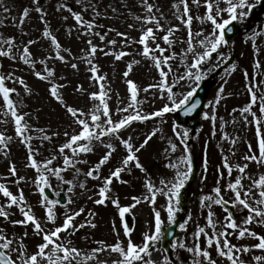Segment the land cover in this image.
<instances>
[{
	"label": "snow or ice",
	"instance_id": "snow-or-ice-1",
	"mask_svg": "<svg viewBox=\"0 0 264 264\" xmlns=\"http://www.w3.org/2000/svg\"><path fill=\"white\" fill-rule=\"evenodd\" d=\"M76 4L81 6V11L75 10L67 3H60L56 7L57 12L70 14L75 21V25L68 28V35L76 31L80 38L90 37L85 43L87 48L83 49L85 55L79 59L88 65V71L91 73L89 79L98 85V91L88 93L83 85L76 86L73 91L81 95H87L93 102V106L89 111L83 108L70 105L63 90L68 88L66 81L67 77L58 76L57 69L50 66L49 61H59L65 66H70L71 69L79 71L78 63L72 62L77 59L72 53L71 48L62 45L55 31L51 27V22L48 19L49 13L45 7L41 5V0H32L31 7H24L19 17V25H23L30 18L31 12L38 14V19L43 25L41 31V39L49 41V51L44 54L42 59L37 60L36 54L31 51V46L38 44L39 40L29 39L27 42L17 44L15 37L0 36V58H6L16 64L22 63L32 70V74L40 81L49 84L48 93L52 99L59 103L72 118V122L79 127V131L73 130L72 133L64 132L67 137L66 141L58 148V153L63 157L62 166H53V162L57 159L56 155H52L45 160H38L40 155L39 148L32 144L33 136L29 135L31 131L40 133L38 139L43 146V142L52 141L53 136H59V132H54L52 135L44 128H33L28 120L31 119L30 113L21 112L24 107V100L20 97V92L16 87H9V83L19 84L23 87L24 92L31 96L33 89L29 86L23 77L16 75V71H5L3 62L0 61V124L14 125L15 138L19 139L21 144L26 146V167L35 170L36 177L32 183L39 193L41 200L39 204L45 209V216L42 219L35 215L33 206L27 201L23 188L19 185L22 182H27V177L20 176L15 162L9 165V176L15 179L11 183L17 185L18 191L14 193L7 183H0V197L4 198L0 203V223L8 221L13 227L21 225L27 228L29 225L33 228V234L41 238V242L36 245L35 251L30 252L28 245L25 243L29 236L27 231L17 238L15 234L10 235L4 227H0V264H88L89 261H95V264H172V260L168 256H164L162 261H157L152 257V251L159 244L164 235V221L161 218V212L156 209L158 196L166 198L165 211L167 212V220L170 224L176 223V215L180 211L181 191L192 178L193 160L191 153L188 152L186 139L189 136V130L184 129L182 132L177 130L178 126H174L173 132L180 144L184 145L185 155L178 158L177 162L169 163L168 167L175 170V175L171 180L161 179L157 186L149 176L146 175L145 188L147 192L143 198L133 196V203L127 206H122L119 198L110 195L113 184V178L120 180L122 183H128L121 179V174L125 171L131 173L132 167L140 169L147 173V169L140 163L139 153L149 141L161 133L160 128L151 130L144 135V139L139 145L134 143L132 135L126 138L123 135L134 122H146L157 117L163 118L165 114L170 112L183 111L185 115H190L200 107V100L196 99L198 89L201 82L206 78L207 73L215 71L221 67V63H227L230 57H225L219 50L228 42L225 38L226 31H233L234 22L244 23L258 5L264 4V0H203L205 13L202 16L196 17L201 24L210 22L212 31L205 34L203 30L193 33L192 22L193 15L191 14L190 0H176L172 5L175 9L174 15L181 24L187 27L188 36L186 40V48L181 56V64L185 71L183 74L175 77L173 81H169V75L173 72V66L170 61L174 60L178 55L175 51H171L175 44V33L180 31L179 25L168 26L162 23V20L167 18L163 14V10L158 4L152 0H139L141 8L144 10L143 15H135L133 18L140 24L141 35L138 40L130 38L126 32L116 31L113 28H108L107 32L97 31L103 29L105 25L98 23L102 13L92 0H75ZM3 3V0H0ZM191 4L201 6V0H191ZM127 7V5H125ZM89 9L92 10L90 19H86L84 13ZM5 12L10 9L5 7ZM117 9L112 7V12ZM105 18H107L106 14ZM64 21L69 19V16L62 17ZM15 19V18H14ZM129 28H135V24H129ZM116 31V35L122 38V47L117 49L118 41L110 39L106 41L109 32ZM163 33V35H158ZM28 35V33H23ZM261 33L255 32L253 36ZM93 38H98L101 44H96ZM163 41L162 46L160 41ZM106 41V43H105ZM139 44L142 50L138 53L140 56L152 61V66L157 70L159 80L156 83L150 84L141 89L138 84L129 78L134 70V65L140 64V60H132L127 63L126 70L123 72V77L126 80L127 90L130 93L129 102L125 105L123 100H120V105L116 108V114L119 118H114L110 101L112 99V89L107 81V75L100 73L99 66L95 63L97 53H103L104 56H113L116 61L122 60L125 56L133 55V53L124 49L132 44ZM103 45V46H101ZM112 46L108 48V46ZM108 48V50H105ZM197 48L200 50L198 51ZM166 55L165 53H169ZM219 57L213 62V54ZM191 57V62L188 63V58ZM41 65V69H37V65ZM259 68V62H257ZM235 70V65L232 66ZM247 76L248 74L245 73ZM181 81H186L187 90L184 92H174ZM227 83V81H225ZM259 84H251L248 87L250 94V102L247 106L239 109L242 119L245 123H254L256 127L257 144L254 148L251 143H248V153L243 156V163L233 165L227 155L222 156V168L227 171V182L221 186V180L225 179L223 171L218 170V178L216 186L212 189V193L203 195L200 198L201 208L207 209L206 227L197 225L194 232L193 245L189 247L186 242L177 241L171 244L172 249H184L192 254V264H220V260L226 261L227 264H248V261L242 257L244 254L252 252L254 249L264 253V234H260L253 230V224L264 225V174L254 177L247 170L250 163H255L261 168H264V91L257 95L256 88ZM156 89L161 99H166L168 103L164 104L159 110L147 113L141 110L143 101L139 99L140 92L147 93L150 89ZM224 93V87L221 86L214 100L215 105H219ZM118 95V94H117ZM119 99V97H118ZM257 107L258 112L253 108ZM235 111V110H234ZM205 118L210 119L215 126L217 116L215 111L209 116L205 113ZM249 116L252 117L249 120ZM9 117L11 118L9 120ZM235 123V121H233ZM107 138V139H106ZM224 139L230 140L231 145L237 143V139L229 138L224 134ZM14 137L7 135L6 131H0V152L5 158L10 153V143ZM115 140L118 142L113 143ZM103 145L106 149L99 161L91 167L85 174L92 179H101L99 175L100 169L109 163L117 151L118 145H122L126 150V155L122 157L119 164L116 165L110 174L102 179V186L98 190V199L94 200L96 205H105L106 202L113 204L119 212V216L123 221L126 214L132 213L141 203L147 202L153 206L154 213V231L144 233L142 243L137 244L132 239V229L127 223H124V236L127 238L126 244L119 239L117 232V241L113 244H107L106 241H97L99 247L93 248L90 252H82L81 249L74 246L73 241L68 237L76 235L85 227L96 228L94 222L96 213L89 210L86 213L83 222L75 223L76 218L85 214V209L80 207L72 209L69 205L74 201L71 197L68 198L67 204L64 205L65 212L63 213V222L57 224L58 215L55 211L57 205L61 204L59 199L60 193L52 190L50 177H55L64 184L71 185L67 191L72 192L75 185L72 181L65 180L62 173L69 169H75L77 175L80 169L76 167L78 164H86L88 161L82 156L92 153L95 150L96 144ZM169 147L165 152H176L178 145L171 140L168 141ZM67 150V151H66ZM232 155L235 151L232 150ZM207 161L204 164V171L207 173ZM237 175L233 177V171ZM7 179V178H5ZM207 179V176H202L201 182ZM249 183L246 185L244 180ZM80 188H85L84 182L79 184ZM46 189L52 190V195L46 192ZM231 196L226 198V194ZM92 199L91 196L88 197ZM236 210H246V215L238 222L232 211L228 210V206ZM213 206L223 208L226 215L224 220L218 221L215 219ZM13 207L17 208L23 219L13 220L11 217L15 214L10 211ZM134 215V213H133ZM191 219V216H189ZM46 224H52V228H47ZM185 224H180V228L185 229ZM115 231V224H113ZM64 234L63 236L61 234ZM235 236L237 240L250 238L258 241L255 244H235L230 239ZM205 238V246L201 245V238ZM87 238V237H86ZM215 248L216 257H213L211 249ZM167 251V249H165ZM116 254L111 260L100 259V253ZM256 264H264V255H255L253 257Z\"/></svg>",
	"mask_w": 264,
	"mask_h": 264
},
{
	"label": "rangeland",
	"instance_id": "rangeland-1",
	"mask_svg": "<svg viewBox=\"0 0 264 264\" xmlns=\"http://www.w3.org/2000/svg\"><path fill=\"white\" fill-rule=\"evenodd\" d=\"M97 6L98 10L102 13L98 23L105 25L103 29H96L97 31L107 32L108 28H113L116 31L126 32L130 38L138 40L141 35L140 24L134 20L135 15H143L144 10L139 4V0H92ZM152 2L159 5L163 10L166 20H162L165 28L168 26L179 25L180 31L175 33V44L171 51H175L178 55L170 63L173 66V72L169 75V81H173L176 76L184 73L185 69L181 64V56L186 48V40L188 36V29L186 26L176 19L174 15L175 9L172 5L176 0H152ZM60 3H67L77 11H81V6L76 4L75 0H41V5L46 8L49 13L48 19L51 22V27L56 30L55 35L62 43L63 46L69 47L72 53L77 59L72 62L78 63L80 70L77 72L71 69L70 66H65L59 61H49L50 66L57 69L58 76L67 77L66 81L62 83L71 82L69 87L64 89V96L70 105L78 108H83L85 111H89L93 102L88 96L81 95L73 91L76 86L83 85L87 89L88 93L98 91V85L89 79L91 73L87 70L88 65L81 61L79 57L85 55L83 49L88 46L85 41L90 37L80 38L76 31H73L71 35H68V28L75 25V21L71 18L70 14L66 11L57 12L56 7ZM127 5V7H125ZM32 0H3L0 3V36L3 37H15L17 44L21 42H27L29 39L39 40L38 44L31 46V51L36 54V59H42L44 54L49 51V41L41 39V31L43 25L38 19V14L34 11L31 12L29 19L21 26L19 25V17L24 7H31ZM191 14L194 19L192 22L193 33L203 30L205 34L212 31V25L210 22H201L196 19L198 16H202L205 13L203 7V0H201V6L191 4ZM10 9L9 12H5L4 8ZM112 7H115L117 11L112 12ZM106 14L107 18H105ZM86 19H90L92 16V10L89 9L84 13ZM63 16H69L67 21L63 20ZM15 18V19H14ZM237 23V22H236ZM129 24H135V28H129ZM240 27H247L249 31L242 37L235 40L232 45H224L220 48V52L225 57H230L227 63H221V67L215 71L206 74L216 79L215 85L212 87L209 95V101L204 108L201 123L195 127L194 130L186 128L184 126H178V131L184 129L189 130V136L186 139L188 152L192 155L193 160V172L192 178L187 183L186 187L181 191L180 211L176 215V222L179 223L177 228V236L172 243L177 241L186 242L189 247L193 245L194 232L197 225L206 227V215L207 209L201 208L200 198L203 195L214 194L212 189L216 186L218 178V170L223 171L225 179L221 180V186H223L227 180V171L222 168V156L227 155L230 162L235 165L237 163H243V156L248 153L247 145L251 143L253 147H256V127L254 123H245L241 117L239 109L247 106L250 102V94L248 87L251 84H259L256 88L257 95L259 96L264 91V16L260 18L256 23H249L247 20L244 23H237ZM116 31L109 32L106 41L110 39H116L118 44L117 49L122 47V38L116 35ZM259 32L261 34L253 36V33ZM23 33H28L24 35ZM158 35H163L159 33ZM94 43L101 44L98 38H93ZM105 41V43H106ZM160 43L162 46L163 41ZM103 46V45H101ZM112 46H108L111 48ZM106 48L105 50H108ZM125 51L133 53V55L125 56L122 60L116 61L113 56H104L103 53L98 52L95 58V63L99 66L100 73L107 75V81L111 84L112 99L110 101V107L113 112L114 118H119L116 114V108L120 105V100L124 101L126 105L129 102L130 93L127 90L126 80L123 77V72L126 70L127 63L132 60H140L141 63L134 65V70L130 74L129 78L135 81L138 86L143 89L150 84L156 83L159 80L157 70L152 66V61L140 56L138 53L142 50V46L132 44L130 47L124 49ZM199 51L200 49L197 48ZM169 55V53H165ZM213 62L219 59L217 55L213 54ZM3 62L5 71H16V75L23 77L29 86L33 89L31 96L24 92V89L19 84L9 83V87H16L20 92V97L24 100V107L21 112L30 113L31 119L28 123L33 128H44L48 131L49 135L54 132H59V136H53L52 141L43 142L41 145L38 139L40 133L31 131L28 133L33 136L32 144L34 147L39 148L40 155L37 156L38 160H45L50 158L52 155H56L57 159L53 162V166H62L63 157L58 153V148L66 141L67 137L64 136V132L68 131L72 133L75 129L79 131V127L72 122V118L66 113L65 109L52 99L48 93L49 84L44 81L38 80L33 74L32 70L28 66L22 63L16 64L6 58H0ZM188 63L191 62V57L188 58ZM259 62L260 67H257ZM235 65V70H232V66ZM41 65H37V69H41ZM245 73L248 75L246 76ZM227 81V83H225ZM186 81H181L176 87L173 88L174 92H184L187 90ZM224 87V93L219 105L214 104V100L217 96L219 88ZM118 94V95H117ZM119 97V99H118ZM139 99L143 101L141 110L143 112H153L159 110L164 104L168 103L166 99H161L156 89H150L147 93L141 91ZM3 101L0 100V104ZM235 110V111H234ZM257 111V115L261 114L258 112L257 107L253 108ZM215 111L217 120L215 126L210 119L205 118V113L209 116ZM175 112L165 114L163 120L157 117L146 122H134L123 135L125 138L128 135H132L134 143L139 145L144 139V135L151 130L156 128L161 129V133H157L137 155L139 156L140 163L147 169V173L142 172L140 169L132 167L131 173L125 171L121 174V179L128 181V183H122L120 180L113 178V184L111 185L110 195L113 198L118 197L119 202L122 206H127L133 203L131 199L133 196L143 198L146 194L147 189L145 188L146 175L159 186L161 179L171 180L175 175V170L168 167V164L177 162L178 158L185 155L184 145L180 144L179 139L175 136L173 128L175 125L173 115ZM11 118L9 117V120ZM252 117L249 116V120ZM235 121V123H233ZM0 131H6L7 135L14 137L10 143V153L7 158L0 152V183H7L10 189L17 193V185L11 183L12 178L9 176L8 169L11 162H15L18 168L20 176L27 177V182H22L19 187L23 188L24 194L30 205L33 206L35 215L42 219L45 216V209L39 204L41 197L36 191L32 181L36 177V172L30 167H26V156L27 150L24 144L19 142L18 138H15L14 125L10 122L7 125L0 124ZM224 134H227L229 138L237 139V143L234 146L231 145L230 140L223 138ZM107 139V138H106ZM178 145L176 152H165V149L169 147L168 141ZM113 143L117 141L113 140ZM232 150L235 151V155H232ZM67 151V150H66ZM106 149L103 145L97 143L94 152L83 155L82 158L86 159L88 163L76 165L81 171L77 175L75 169H69L62 173L65 180L72 181L75 187L72 192H68V187L71 185L64 184L57 180L55 177H50L52 184V190L59 192V199L64 200V204L57 205L55 211L58 215L57 224L63 222V213L65 212L64 205L67 204L69 197L74 201L73 204L69 205L72 209H78L83 207L85 214L76 218L75 223L79 224L84 221L86 213L91 210L96 213L94 222L97 227L92 229L85 227L81 229L76 235H70L68 238L73 241L74 246L82 250V252H90L91 249L99 247L97 241H106L107 244H113L117 241L116 233H119V239L125 244L127 238L124 236V223H127L129 228L132 229V239L135 243H142L144 233L154 231V213L153 206L147 202L141 203L132 213L125 215V220L122 221L118 209L111 204L106 202L105 205H96L95 199H98V190L102 186V179L110 174V171L119 164L122 157L126 155V150L122 145H118L116 153L108 164L104 165L99 172L101 179H92L87 177L85 174L93 167L99 159L102 157ZM207 161L208 169L207 173L204 171V164ZM254 177H258L260 174H264V168H261L255 163H250L249 169L247 170ZM206 175L207 179L202 180V176ZM237 175L236 171H233V177ZM7 178V179H5ZM84 182L85 188H80L79 184ZM247 185L249 181L244 180ZM52 190L46 189V191L52 195ZM91 196L92 199L88 197ZM231 196L230 193L226 194V198ZM0 197V203L3 202ZM166 198L164 196H158L156 209L161 212V218L164 221L163 229L169 228L171 225L167 220V212L165 211ZM228 210L232 211L236 216L238 222L243 219L246 215V210H236L228 206ZM11 212L15 213L11 219H23L19 210L15 207L10 209ZM215 212V219L223 221L225 218V211L219 206H213ZM134 213V215H133ZM191 216V219H189ZM126 221V222H125ZM113 224H115V231L113 230ZM180 224H185V229L180 228ZM0 227H4L10 235L15 234L17 238L23 234L24 231L29 233L25 243L29 247V251H35L36 245L41 242V238L33 234V228L29 225L27 228L16 225L13 227L8 221L0 223ZM47 228H52V224H46ZM253 230L260 234H264V225L253 224L251 226ZM180 233V234H179ZM64 235L63 233L61 234ZM87 237V238H86ZM230 239L235 244H255L258 241L246 238L244 240H237L235 236H231ZM171 243V244H172ZM171 244L168 253L164 252L161 248V242L156 245L159 251L153 249V259L162 261L164 256H168L172 260V264H192V254L184 249H172ZM202 247L205 246V238H201ZM213 257H216L215 248L211 249ZM255 255H264L260 250L254 249L252 252L243 255V259L248 261V264H256L253 257ZM116 254L100 253V259L111 260L115 258ZM220 260V264H227L226 261L216 257ZM88 264H95V261H89Z\"/></svg>",
	"mask_w": 264,
	"mask_h": 264
},
{
	"label": "water",
	"instance_id": "water-1",
	"mask_svg": "<svg viewBox=\"0 0 264 264\" xmlns=\"http://www.w3.org/2000/svg\"><path fill=\"white\" fill-rule=\"evenodd\" d=\"M264 14V4L258 5L255 9H253L252 13L250 14V19L255 20L258 19L260 16ZM233 31L227 32L226 31V40L229 44H231L235 38L238 36L242 35V32L238 30L236 24H233ZM214 81L213 77H210L207 80H203L201 82L200 88L198 89L196 99L200 100L201 104L200 107L190 115H185L183 111H178L174 118L175 122L177 125L180 124H185L186 126H189V124L192 122L194 125H197L200 122L201 119V114L202 111L207 103V97H208V92L210 88L213 86ZM177 223L172 225V227L168 228L165 230V236H164V241L162 242V248L165 250L167 249L168 251V246L169 244L173 241V239L176 236V228H177Z\"/></svg>",
	"mask_w": 264,
	"mask_h": 264
}]
</instances>
